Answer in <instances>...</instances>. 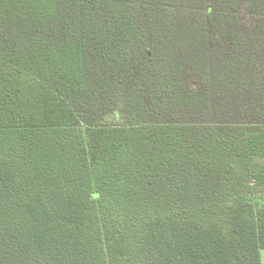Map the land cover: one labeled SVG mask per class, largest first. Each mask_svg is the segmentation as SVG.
<instances>
[{"label":"trees","instance_id":"1","mask_svg":"<svg viewBox=\"0 0 264 264\" xmlns=\"http://www.w3.org/2000/svg\"><path fill=\"white\" fill-rule=\"evenodd\" d=\"M264 0H0V264H262Z\"/></svg>","mask_w":264,"mask_h":264},{"label":"rangeland","instance_id":"2","mask_svg":"<svg viewBox=\"0 0 264 264\" xmlns=\"http://www.w3.org/2000/svg\"><path fill=\"white\" fill-rule=\"evenodd\" d=\"M262 264H264V251L262 252Z\"/></svg>","mask_w":264,"mask_h":264}]
</instances>
